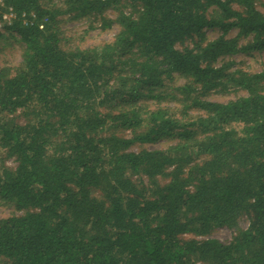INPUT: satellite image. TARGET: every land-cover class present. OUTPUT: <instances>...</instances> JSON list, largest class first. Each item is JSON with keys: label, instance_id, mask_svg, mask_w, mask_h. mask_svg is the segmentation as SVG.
Masks as SVG:
<instances>
[{"label": "trees", "instance_id": "trees-1", "mask_svg": "<svg viewBox=\"0 0 264 264\" xmlns=\"http://www.w3.org/2000/svg\"><path fill=\"white\" fill-rule=\"evenodd\" d=\"M261 1L6 0L45 23L7 29L22 46L0 67V150L15 163L0 166V203L21 214L0 219V264H264V69L218 65L264 50ZM62 15L117 31L65 48ZM229 90L245 94L207 99ZM161 140L174 143L131 150Z\"/></svg>", "mask_w": 264, "mask_h": 264}, {"label": "rangeland", "instance_id": "rangeland-1", "mask_svg": "<svg viewBox=\"0 0 264 264\" xmlns=\"http://www.w3.org/2000/svg\"><path fill=\"white\" fill-rule=\"evenodd\" d=\"M61 0H43V4L47 7L51 5L54 6H61ZM264 0L261 2H256V7L259 11L263 12L264 8L262 6ZM103 16L109 19H114V13L107 9L103 10ZM70 17V16H69ZM68 15L57 16L55 18V28L60 33L61 44L65 48L73 49L75 47L80 49H88L92 47H96L101 45L105 42H110L113 39L114 34L117 31V26L112 24L107 29L101 28V23L98 18L95 19L93 16L85 17V18H69ZM236 34V30H231L228 32L227 37H233ZM13 36H9L6 34L2 39H0V67H10L16 66L21 61V46L22 44L19 42L18 36L13 34ZM221 35L219 30L215 29H205L204 30V37L206 39L212 40L216 37ZM189 46L191 43L186 41L185 43ZM177 49H181L180 45L176 46ZM233 62L234 68H242L247 72H258L264 69V50L261 51H253L250 53H237L230 57H225L223 60H220L218 65L223 63ZM183 81L180 79H174L173 84L174 86H178L182 84ZM243 91L239 90H229L226 92H211L207 99L219 103H225L229 100L236 99L237 97L244 96ZM143 105L151 106L154 104V99L143 98L140 101ZM4 118V115L0 114V120ZM8 118V117H6ZM18 123H22L23 119L20 118V115L17 113L16 118L14 119ZM173 141L161 140L154 144H135L132 145V151H139V150H162L166 149L169 145L173 144ZM5 164L7 167H13L14 161L13 159L6 158L4 156V152L0 150V166ZM143 179V178H142ZM146 178L143 179V182L146 183ZM163 182V181H162ZM21 212L15 211L12 207L2 205L0 203V219L11 216V215H20ZM248 225L246 219L241 218L239 221L238 226L242 229H245ZM233 236V231L227 228H217L214 230L209 237L216 238L220 241H227L230 240ZM192 235H185L184 238H192Z\"/></svg>", "mask_w": 264, "mask_h": 264}, {"label": "built area", "instance_id": "built-area-1", "mask_svg": "<svg viewBox=\"0 0 264 264\" xmlns=\"http://www.w3.org/2000/svg\"><path fill=\"white\" fill-rule=\"evenodd\" d=\"M17 20H20L23 25L37 24L39 29L44 28L45 19L37 21L34 12L18 13L11 5L7 4L6 0H0V34H8L7 29ZM11 33L15 34L13 31Z\"/></svg>", "mask_w": 264, "mask_h": 264}]
</instances>
